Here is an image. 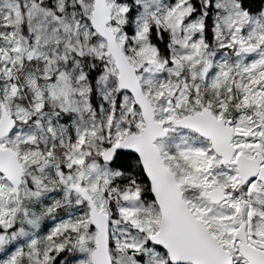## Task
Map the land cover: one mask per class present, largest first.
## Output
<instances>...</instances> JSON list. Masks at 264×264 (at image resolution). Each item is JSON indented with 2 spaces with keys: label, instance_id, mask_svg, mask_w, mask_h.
I'll return each instance as SVG.
<instances>
[{
  "label": "snow or ice",
  "instance_id": "obj_1",
  "mask_svg": "<svg viewBox=\"0 0 264 264\" xmlns=\"http://www.w3.org/2000/svg\"><path fill=\"white\" fill-rule=\"evenodd\" d=\"M0 264H264V0H0Z\"/></svg>",
  "mask_w": 264,
  "mask_h": 264
}]
</instances>
